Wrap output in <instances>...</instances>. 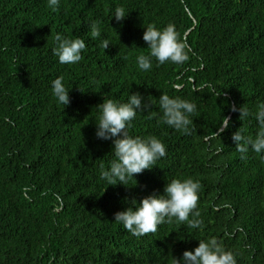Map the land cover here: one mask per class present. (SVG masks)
<instances>
[{
    "label": "trees",
    "instance_id": "16d2710c",
    "mask_svg": "<svg viewBox=\"0 0 264 264\" xmlns=\"http://www.w3.org/2000/svg\"><path fill=\"white\" fill-rule=\"evenodd\" d=\"M118 6L128 14L119 23ZM96 20L101 36L92 38ZM169 23L189 59L153 58L150 71L140 70L145 27ZM57 33L85 39L83 60L59 63ZM61 75L72 88L66 108L52 94ZM136 92L152 108L128 131L158 137L167 155L135 175L136 185L107 187L100 169L114 155L112 141L95 135L98 106ZM163 93L197 104L191 134L161 123ZM260 103L264 0H61L58 11L47 0H0V264H173L211 238L237 253L238 264H264V159L251 151L241 159L232 140L241 127L252 137L259 131L253 116L242 121L232 107L254 113ZM223 116L231 127L221 133ZM175 178L202 183V229L173 219L137 238L114 221L133 198L162 194Z\"/></svg>",
    "mask_w": 264,
    "mask_h": 264
},
{
    "label": "clouds",
    "instance_id": "9594fccd",
    "mask_svg": "<svg viewBox=\"0 0 264 264\" xmlns=\"http://www.w3.org/2000/svg\"><path fill=\"white\" fill-rule=\"evenodd\" d=\"M47 3L53 11H58L61 0H47ZM127 15L126 9L118 6L113 17L119 23ZM100 24L99 20L91 23L92 38L101 36ZM145 28L143 40L149 51L148 54H140L137 57L140 70L150 71L153 67V58L159 65L168 62L183 64L189 59L191 48L187 41L180 38L174 24L169 23L163 28L150 24ZM54 41L53 54L60 64L74 65L83 60V52L87 47L85 39L69 38L57 33ZM109 45L108 39L101 42L105 50ZM71 89L65 83L63 75L52 81V94L64 108L71 103ZM159 106L162 110L161 123L185 134H191L192 116L197 112L196 103L180 96L173 97L163 93L159 98ZM98 108L100 115L95 135L97 139L112 141L114 155L109 166L105 168L101 165L100 169V179L106 182L107 187L117 184L128 185L130 180H135V175L151 170L157 166L160 159L166 157L167 146L161 139L154 135H132L128 131L133 126L138 112H150L152 108L151 101H145L142 94L139 92L130 94L126 101L107 99ZM232 111H238L242 121L253 116L259 124V131L255 137L246 135L242 127L233 133L232 140L236 150L241 154V159H247L249 151L264 159V103H260L254 113L244 105L239 108L233 106ZM230 127L231 118L223 116L219 131L222 133ZM202 187L198 179H172L166 183L162 194L153 192L139 202L133 198L129 207L115 214L114 221L137 238L156 233L159 226L172 223L173 219L180 223L187 222L188 227L192 229H202L204 221L197 211ZM237 255L227 249L222 241L211 238L199 240L197 247L184 251L179 259L174 258L173 264H238Z\"/></svg>",
    "mask_w": 264,
    "mask_h": 264
}]
</instances>
